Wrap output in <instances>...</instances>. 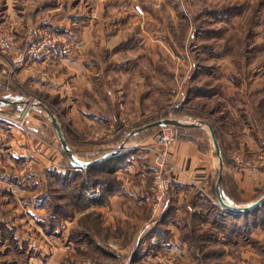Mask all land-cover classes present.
I'll use <instances>...</instances> for the list:
<instances>
[{
    "label": "rangeland",
    "instance_id": "1",
    "mask_svg": "<svg viewBox=\"0 0 264 264\" xmlns=\"http://www.w3.org/2000/svg\"><path fill=\"white\" fill-rule=\"evenodd\" d=\"M15 5L10 18L0 20V31L14 40L8 54L0 51V95L48 109L79 159L124 144L116 155L125 160L112 173L77 169L38 111L28 110L22 128L0 120V129L22 132L42 161L38 167L28 153L0 149V264H264V205L242 214L221 207L214 190L218 164L193 175L197 184L174 182L155 213L148 202L135 201L146 227L132 210V144L140 134L139 144L152 147L158 127L136 130L162 118L209 123L234 204L253 202L246 199L250 191L234 184L239 179L230 155L264 149V0ZM34 54L39 62L21 75L24 59ZM75 100L90 112L76 110ZM18 112L0 108L8 116ZM195 127L201 149L213 150L207 125ZM172 128L174 140L186 132ZM146 182L142 192L151 188L149 172Z\"/></svg>",
    "mask_w": 264,
    "mask_h": 264
},
{
    "label": "crops",
    "instance_id": "2",
    "mask_svg": "<svg viewBox=\"0 0 264 264\" xmlns=\"http://www.w3.org/2000/svg\"><path fill=\"white\" fill-rule=\"evenodd\" d=\"M15 4H16V0H0V20H4L5 18H10V10L13 7L14 8L16 7ZM46 57H48V55H44L42 58L46 59ZM38 58L39 56L36 54L32 56H26V59H24V62L22 65V69H20L19 73L21 75H24L25 73H31L32 72L31 69H34L35 63L39 62V60H37ZM64 59L67 60V57ZM0 64L4 66L2 59H0ZM43 80L44 78H42V80H39V84H40V81L42 82ZM40 86L44 87L42 84H40ZM60 87H63V86H60ZM66 87L67 86H65V94H64L65 98L67 97V94H68L66 92L67 91ZM48 88H50V85ZM54 89L56 90L53 93L59 94L61 96L62 91L60 90V88L57 86H54ZM65 101L68 102L69 98L66 99ZM78 101L79 100H75L76 104L72 103L73 107L76 110H80L82 114L90 112V110H86L83 107V104H81V107L78 109L80 105L78 104ZM105 119L109 121L111 119L113 120V117L107 116V118ZM3 128L5 127H1L0 129V149L4 151L6 150L9 152H14L16 153L15 156L21 155L22 157H26L27 155L26 153H28L30 154V158L28 160L31 163H34L39 167L40 164L42 163L41 158L37 154L32 153V145H30L29 144L30 142H28V140L24 138L23 133L15 129L5 130ZM185 129H186L185 133H187V135L191 133L193 137L194 132H191V131L198 129V128L186 127ZM185 133L181 138L174 140L173 144L169 148V158L174 164L176 170L180 171V174H178L176 176L177 178L175 179V184L178 185L179 187L182 183L186 182L184 179H186L188 182L189 181L193 182L191 180V177H193V175H195L196 173H203V172L211 173V170L215 168L213 164H218V160L215 159L216 155L214 152V148L213 150H209L206 147H205L206 149L204 150L201 149V147L203 146L202 144H200L201 142L200 143L197 142V140H195L194 137L193 138L190 136L187 137ZM140 137L141 135L138 134L137 138L135 139V144H132V171H133L132 172V210L134 211V214H135L133 216L140 218V220H138L139 222H141L140 226L146 227V225L148 224L147 223L148 220L142 217L143 216V214H141L142 211L140 212V209H138L137 206H134L133 204L135 201L140 202V203L143 202L147 204L146 194H145L147 191L142 192V188L145 187V184L147 183L146 182L147 172L151 173V168L153 167V153L149 149L151 148V146L149 147V145L139 144L141 141ZM141 158L146 160L148 164V166H146V170H144V165L142 164V161L140 160ZM222 169H223V165H222ZM133 173L137 175L133 176ZM226 173L221 171V189L224 195L230 198L234 203V199L232 198L231 193H228L227 186L225 185V182H224L225 177L227 175ZM197 177H200L201 179L204 178L201 176H197ZM235 177L239 180L237 183L234 180V184L241 186L243 188L239 190L246 189L245 191L251 192V195H249V198H246L247 200L251 199L250 202L254 201V199L258 197V194H260L261 191L264 189V171L260 172L257 175L253 174V175H246V176H238L236 174ZM183 185L181 186L183 187ZM33 210L35 211L36 214L40 212V211L38 212V210H40L38 208H34Z\"/></svg>",
    "mask_w": 264,
    "mask_h": 264
},
{
    "label": "built area",
    "instance_id": "3",
    "mask_svg": "<svg viewBox=\"0 0 264 264\" xmlns=\"http://www.w3.org/2000/svg\"><path fill=\"white\" fill-rule=\"evenodd\" d=\"M136 10L140 11V7L136 6ZM13 46V38L0 31V51L4 54H8L13 49ZM26 110L29 109L18 110L19 112L16 116L0 114V120L7 124H11L12 126L22 128L23 121L28 112H26ZM157 129V132L152 136L153 146L149 148L153 153V167L151 168L152 185L149 191L145 193L146 201L151 205L153 213L164 204L168 191L172 188L175 182V174H180V171L176 170L174 164L169 158V148L175 139V133L172 126H160ZM121 145L117 147L118 155H120L125 148L124 144ZM230 160L236 174L241 176L264 171V149L255 152L237 149L231 153ZM173 169L176 170V173ZM92 193L96 194L97 191H95V193L92 191Z\"/></svg>",
    "mask_w": 264,
    "mask_h": 264
},
{
    "label": "water",
    "instance_id": "4",
    "mask_svg": "<svg viewBox=\"0 0 264 264\" xmlns=\"http://www.w3.org/2000/svg\"><path fill=\"white\" fill-rule=\"evenodd\" d=\"M0 108L1 109H7V110H24V109H34L41 113L52 125V127L55 130L56 136L59 140L60 147L62 151L66 154L67 158L69 159V163L71 166L77 168V169H84L88 168L90 166L96 165L101 163L102 161L114 156L117 154L118 148H115L113 150L108 151L107 153L93 159V160H81L78 157H76L70 148L67 145L65 136L63 134V131L60 127V124L57 120V118L44 106L35 103L33 101H30L29 99L23 98V97H13V96H6V95H0ZM199 124H205L208 127L210 138L213 143V148L215 155L218 160V165H219V178L217 179L215 183V192H216V197H217V202L218 204L226 209L227 211L236 213V214H242V213H248L254 210H257L259 207L264 205V194H262L259 198H257L255 201H253L250 204H247L245 206H237L233 203V201L228 198L227 196L224 195L222 189H221V171H222V155L220 152V146L218 139L216 137L215 131L212 128V126L207 123V122H199V123H182L178 120L172 119V118H162L160 120H157L155 122H152L148 125H145L136 131H139L141 129H146L148 127H160V126H174V127H195L198 126ZM122 146V145H121Z\"/></svg>",
    "mask_w": 264,
    "mask_h": 264
},
{
    "label": "trees",
    "instance_id": "5",
    "mask_svg": "<svg viewBox=\"0 0 264 264\" xmlns=\"http://www.w3.org/2000/svg\"><path fill=\"white\" fill-rule=\"evenodd\" d=\"M124 160H125V155H122V156L115 155V156H112V157L102 161L99 164H96V165L90 166L88 168H85V170L86 171H90V170L96 169V168H103L107 172L112 173V172L115 171V169L117 167H119L122 164V162ZM214 190H215V186H214ZM254 211H256V210H254Z\"/></svg>",
    "mask_w": 264,
    "mask_h": 264
},
{
    "label": "bare ground",
    "instance_id": "6",
    "mask_svg": "<svg viewBox=\"0 0 264 264\" xmlns=\"http://www.w3.org/2000/svg\"><path fill=\"white\" fill-rule=\"evenodd\" d=\"M28 110H26V112H27Z\"/></svg>",
    "mask_w": 264,
    "mask_h": 264
}]
</instances>
